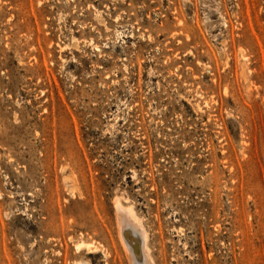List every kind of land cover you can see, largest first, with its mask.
<instances>
[{
  "label": "rangeland",
  "instance_id": "1",
  "mask_svg": "<svg viewBox=\"0 0 264 264\" xmlns=\"http://www.w3.org/2000/svg\"><path fill=\"white\" fill-rule=\"evenodd\" d=\"M117 198L156 264H264V0H0V264H129Z\"/></svg>",
  "mask_w": 264,
  "mask_h": 264
},
{
  "label": "bare ground",
  "instance_id": "2",
  "mask_svg": "<svg viewBox=\"0 0 264 264\" xmlns=\"http://www.w3.org/2000/svg\"><path fill=\"white\" fill-rule=\"evenodd\" d=\"M114 207L116 211V227L119 240L129 264H156L149 244L148 230L140 217L136 214L133 206L126 205L117 198L114 202ZM99 244L100 243L93 238L86 241L81 238L74 246L77 255L74 256L73 263L82 264L84 262L83 255L95 256L98 252H102ZM106 253L105 251L103 252L105 257L108 256V253ZM63 259L65 264L70 259L67 247L64 250Z\"/></svg>",
  "mask_w": 264,
  "mask_h": 264
}]
</instances>
